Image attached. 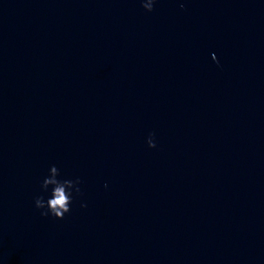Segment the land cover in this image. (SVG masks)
<instances>
[{"label":"water","instance_id":"water-1","mask_svg":"<svg viewBox=\"0 0 264 264\" xmlns=\"http://www.w3.org/2000/svg\"><path fill=\"white\" fill-rule=\"evenodd\" d=\"M0 264H264V0H0Z\"/></svg>","mask_w":264,"mask_h":264},{"label":"clouds","instance_id":"clouds-1","mask_svg":"<svg viewBox=\"0 0 264 264\" xmlns=\"http://www.w3.org/2000/svg\"><path fill=\"white\" fill-rule=\"evenodd\" d=\"M142 6L147 11L154 10L156 0H141ZM180 7L183 8L184 4L181 3ZM213 59L217 60L215 54ZM155 133H151L148 137L149 147L155 148L156 141L154 139ZM82 183L79 177L75 179H60V169L56 165H52L49 169V175H47L41 184V188L44 193H47L51 186V195L45 199L43 194L35 198V206L38 209H43L42 216H53L57 219H64L65 214L71 211V205L74 199V193L81 194L80 184ZM81 207H87L86 204H82Z\"/></svg>","mask_w":264,"mask_h":264}]
</instances>
